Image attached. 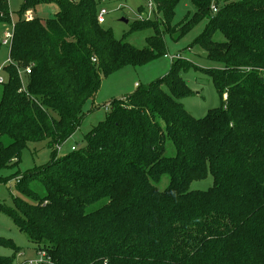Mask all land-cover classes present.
<instances>
[{"label": "trees", "instance_id": "trees-1", "mask_svg": "<svg viewBox=\"0 0 264 264\" xmlns=\"http://www.w3.org/2000/svg\"><path fill=\"white\" fill-rule=\"evenodd\" d=\"M154 1L166 20L132 26L153 30L139 49L99 24L96 0H22L16 18L0 0V26L15 24L0 83V171L29 144L69 141L100 73L166 56L167 36L179 41L201 22L194 45L218 65L202 70L221 97L204 118L189 114L182 72L192 63L172 60L169 75L112 101L86 149L18 177L23 197L14 208L0 203V212L59 264H264V0H192L194 16L176 25L179 0ZM41 5L58 12L28 21ZM209 175L210 189L191 190ZM164 176L169 185L160 190ZM0 246L14 249L0 264H13L20 248L3 238Z\"/></svg>", "mask_w": 264, "mask_h": 264}, {"label": "rangeland", "instance_id": "rangeland-1", "mask_svg": "<svg viewBox=\"0 0 264 264\" xmlns=\"http://www.w3.org/2000/svg\"><path fill=\"white\" fill-rule=\"evenodd\" d=\"M100 8H105L108 14L105 16L103 27L110 30L115 38L134 45L139 49L147 47L146 39L153 35V30L131 31L134 24H142L147 21L163 22L166 20L165 13L157 10L156 3L154 11L148 9L144 0H96ZM175 2L176 0H168ZM10 8L14 18L20 10L22 0H9ZM195 7L192 0H179L175 5L173 23L182 24L195 14ZM58 12L56 5H41L30 15L46 21L53 18ZM128 20L125 23L123 20ZM7 27L0 26V40L3 38L4 30ZM206 30V22H201L191 32L179 41H172L168 36L167 55L140 67H127L110 76L100 73L102 80L100 90L94 99L89 101L84 110L86 115L81 122L79 129L64 145L48 148L45 145L29 144L28 148L22 152L20 161L13 167L2 169L0 177L4 180L12 179L8 182H0V203L14 208V200L22 198L21 192L17 189V178L24 176L30 171L46 166L54 160L62 159L68 154H73V148L79 153L86 149L89 135L94 128L104 121L110 111L111 103L125 96L132 95L137 91L136 84L142 88L149 86L160 78L169 75L173 63L171 56L180 54L183 59L191 62V69L182 72V77L192 90L191 95L181 100L189 114L197 119L204 118L212 109L221 105V97L212 79L203 72L202 69L216 68L218 65L210 61L206 52L197 45L195 40ZM216 41H224L222 34L215 36ZM192 48L189 52L188 49ZM9 49L2 47L0 50V68L8 64ZM2 76L5 78L4 72ZM226 97V95H225ZM60 147V150L58 149ZM168 157L176 155V150L172 142H167ZM169 185V177L164 176L158 188L164 190ZM213 186V177L209 175L207 179L195 181L191 190L206 191ZM0 238L11 240L14 245L20 248V253L13 264H18L28 258L36 257L35 246L28 240L27 236L21 233L18 227L4 213L0 212ZM19 254H22L19 256ZM14 249L10 246H0V256L11 257Z\"/></svg>", "mask_w": 264, "mask_h": 264}, {"label": "built area", "instance_id": "built-area-1", "mask_svg": "<svg viewBox=\"0 0 264 264\" xmlns=\"http://www.w3.org/2000/svg\"><path fill=\"white\" fill-rule=\"evenodd\" d=\"M147 5H148V9L153 12L154 11V0H144ZM214 12L217 11L216 7L212 8ZM108 14L107 10L105 8H101L98 14V22L99 24L103 25L105 24L106 20H105V16ZM28 21H31L33 19L32 15H28L27 17ZM14 29H15V24L12 23L10 25V27H7V29L4 30L3 33V38L0 40L1 44L5 47H11L13 38H14ZM182 56L181 55H176L171 57V60L174 59H181ZM93 62H97L96 58L92 59ZM8 62H11L10 59ZM19 74L21 75V77L29 75L31 73V68H27L24 71L19 70ZM3 70L2 68H0V83L5 82V78L2 76ZM139 85L136 84V87H138ZM24 89V88H23ZM60 150V147L58 148ZM73 150H75V148H73ZM19 181V180H17ZM22 254H19V256H21ZM18 264H59L57 262H55L49 255L47 252L45 251H36V257L34 258H28L26 260H23L22 262H19Z\"/></svg>", "mask_w": 264, "mask_h": 264}, {"label": "water", "instance_id": "water-1", "mask_svg": "<svg viewBox=\"0 0 264 264\" xmlns=\"http://www.w3.org/2000/svg\"><path fill=\"white\" fill-rule=\"evenodd\" d=\"M123 21H124L125 23H128V20H125V19H124Z\"/></svg>", "mask_w": 264, "mask_h": 264}, {"label": "crops", "instance_id": "crops-1", "mask_svg": "<svg viewBox=\"0 0 264 264\" xmlns=\"http://www.w3.org/2000/svg\"><path fill=\"white\" fill-rule=\"evenodd\" d=\"M135 87H136V85H135ZM137 88V87H136Z\"/></svg>", "mask_w": 264, "mask_h": 264}]
</instances>
